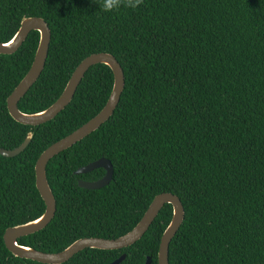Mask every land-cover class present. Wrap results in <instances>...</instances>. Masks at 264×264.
Listing matches in <instances>:
<instances>
[{
    "label": "trees",
    "instance_id": "trees-1",
    "mask_svg": "<svg viewBox=\"0 0 264 264\" xmlns=\"http://www.w3.org/2000/svg\"><path fill=\"white\" fill-rule=\"evenodd\" d=\"M103 0H0V43L25 18L46 24L43 69L16 104L22 114L48 108L87 56L108 54L123 89L111 117L45 166L55 211L19 246L55 254L76 240H113L129 232L159 194L176 197L182 223L170 241L168 264H264V0H143L135 9L106 12ZM30 32L11 55H0V264H37L12 257L3 232L44 211L33 167L50 145L104 106L112 75L88 68L69 104L51 121L27 127L8 116L5 99L32 62ZM99 159L112 169L73 175ZM171 218L164 205L144 235L116 251L85 249L63 264H156L159 239Z\"/></svg>",
    "mask_w": 264,
    "mask_h": 264
},
{
    "label": "water",
    "instance_id": "water-1",
    "mask_svg": "<svg viewBox=\"0 0 264 264\" xmlns=\"http://www.w3.org/2000/svg\"><path fill=\"white\" fill-rule=\"evenodd\" d=\"M30 32H36L38 35L32 62L25 75L5 99L6 112L15 123L27 127H36L51 121L69 104L83 75L91 66L104 65L107 67L112 75V86L104 106L94 117L66 137L47 147L36 159L33 167L34 187L43 203L44 211L37 219L8 228L3 232L2 242L5 250L14 258L37 264H63L85 249L101 251L125 249L137 242L147 231L160 209L164 205H169L171 207V218L159 239L156 255V264H168V245L183 220L182 206L179 200L170 194H159L155 196L136 225L129 232L116 239L82 238L74 241L62 251L55 254L41 253L31 248L17 245V239L42 230L54 215V200L45 180L44 170L46 164L59 153L69 149L93 133L111 117L118 104L124 84L122 71L113 57L103 53L92 54L84 58L73 69L61 94L48 108L35 114L20 113L16 108V104L35 83L43 69L49 46L50 33L43 20L39 18H25L20 21L13 37L7 43H0V55H11L21 46ZM29 140L30 135L27 134L17 148L10 151L0 149V157H15L24 150ZM96 169H101L104 173L98 181L92 183L77 181V187L83 190H98L106 186L110 182L112 169L110 164L104 159H99L82 168H78L73 175L86 174ZM123 259L124 255H121L110 264H119ZM144 264H150L149 258L145 259Z\"/></svg>",
    "mask_w": 264,
    "mask_h": 264
},
{
    "label": "clouds",
    "instance_id": "clouds-1",
    "mask_svg": "<svg viewBox=\"0 0 264 264\" xmlns=\"http://www.w3.org/2000/svg\"><path fill=\"white\" fill-rule=\"evenodd\" d=\"M143 0H103L102 8L106 12L119 10L121 7L135 9Z\"/></svg>",
    "mask_w": 264,
    "mask_h": 264
}]
</instances>
